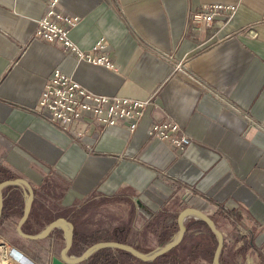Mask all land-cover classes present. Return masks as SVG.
Segmentation results:
<instances>
[{"label": "crops", "instance_id": "0c3cea01", "mask_svg": "<svg viewBox=\"0 0 264 264\" xmlns=\"http://www.w3.org/2000/svg\"><path fill=\"white\" fill-rule=\"evenodd\" d=\"M58 2V13L77 18L70 40L89 53L102 39L105 47L91 54L107 55L114 68L33 39L49 0H0V182L24 179L32 187L23 233L38 235L61 218L74 225L72 246L79 251L69 255L100 241L151 253L174 240L177 215L193 207L223 235L221 256L231 248L246 264H264V0ZM212 4L234 12L225 23L217 16L210 26L190 30L189 12ZM54 69L94 94L155 105L144 109L134 133L126 123L101 131L88 120L63 131L37 114ZM155 121L176 125L172 135L185 137L184 149L149 136ZM54 179L65 187L59 196L49 186ZM26 192L25 186L2 188L0 235L28 240L31 248L18 250L31 264H51L60 255L57 235L64 239L66 231L55 228L40 240L19 236ZM97 200L124 215L116 214L109 228L91 226L87 204ZM184 220V239L167 259L143 262L103 247L86 262L182 264L179 249L192 250L190 240L202 229L192 215ZM220 264L228 261L220 257Z\"/></svg>", "mask_w": 264, "mask_h": 264}, {"label": "built area", "instance_id": "2783aa9c", "mask_svg": "<svg viewBox=\"0 0 264 264\" xmlns=\"http://www.w3.org/2000/svg\"><path fill=\"white\" fill-rule=\"evenodd\" d=\"M58 1L49 0L46 14L36 22L33 39L43 40L46 44L57 47L78 60L101 65L107 69L114 68L112 60L107 55L91 54L92 51L105 47L102 39L94 44L89 53L82 51L70 40L69 29L76 24L77 18L58 13L56 11ZM233 10L232 6L224 7L220 4L203 6L199 10L189 12L188 27L193 32L200 31L210 26L217 16L221 18L220 24L225 23ZM246 34L255 36L250 30ZM41 91L37 102L38 116L59 126L63 131L69 130L72 125L76 128L81 121L88 120L94 125L101 124V131L126 123L127 130L134 133L140 125L144 109L155 105L153 100L139 102L118 96L94 94L71 76L64 75L59 69L52 71ZM175 130L176 125L155 121L146 133L163 142L172 143L177 149L182 150L185 137L172 135ZM0 264H25V262L20 259L17 251L10 250L8 245L0 240Z\"/></svg>", "mask_w": 264, "mask_h": 264}, {"label": "water", "instance_id": "95a60500", "mask_svg": "<svg viewBox=\"0 0 264 264\" xmlns=\"http://www.w3.org/2000/svg\"><path fill=\"white\" fill-rule=\"evenodd\" d=\"M9 185H19V186H25L26 187V196H27V201L24 206V212L20 219L18 220L16 226H17V233L19 236L22 238L26 239H31V240H40L42 238L48 237L50 233L55 229V228H61L66 231L64 235V246L61 248L59 252V256H55L51 259V264H87V258L92 254L97 249L106 247V248H116L119 249L123 252H126L128 254H131L133 257L137 258L140 261H152L159 256L170 252V250L174 249V247L178 246L184 239V233H185V228H184V222H185V217L188 215H192L196 220L202 221L206 224L207 228L209 231L216 235L217 241H216V246L215 250L212 256V264H220V257L222 253V247H223V242L224 238L223 235L220 233L219 230H217L213 220L210 219V217L204 213L203 211L201 212L200 210H197L193 207H187L183 209L176 218L177 221V232L175 234L174 240L171 241L168 244H165L163 246H160L158 249L154 250L151 253H142L136 250L133 246L127 245L124 243H120L117 241H100L99 243L92 244L88 247L85 248L83 252H81L80 255L75 256V255H69L70 248L72 247L73 244V230H74V225L69 221H66L61 218L54 219V221L50 222L47 224V226L40 232L38 235H30L27 233H23L22 231V225L25 223V220L30 214V209L31 205L34 200L33 196V190L30 184L25 181L24 179H8V181H3L0 182V220L3 215L2 207H3V197L1 190L4 187H8Z\"/></svg>", "mask_w": 264, "mask_h": 264}, {"label": "rangeland", "instance_id": "374dc122", "mask_svg": "<svg viewBox=\"0 0 264 264\" xmlns=\"http://www.w3.org/2000/svg\"><path fill=\"white\" fill-rule=\"evenodd\" d=\"M49 186H52L53 188L56 189V190H53V188L51 187L53 190V194L57 195V196H59L60 194H62V192L65 191V187H63L64 185L56 179H54L53 184L52 185L49 184ZM45 202H46V200H45ZM48 202H46V203H48ZM47 205L50 207V205H51L50 202ZM107 205H108L107 202L104 203L103 201H100V200H97L93 203L89 202L87 204L88 209H89L88 214H87L88 219L86 218L87 223H90L92 226L93 224H99V222H103V223H105L107 228H109L110 224H111L110 222L114 221V217L116 216V214L121 215V216L124 215L123 209H121L120 211H117L116 209L110 210L107 207ZM74 215H75V213H72V212L68 213V217H71L72 219H74V221H76L75 220L76 218L74 217ZM197 222H198V225H196V228L199 227L202 229H201V234H199L198 236H193L194 239L191 238V240H190L191 242L194 243V247L192 248L193 251L191 249L187 250L186 248L179 249V251H178V256L180 257L182 264H202V261L204 262V264H212V256H213V253L215 250L214 248L216 246V238H215V236H213V234H211L209 232L208 228H206L204 225H201L199 223L200 222L199 220ZM29 230H28V232H29ZM57 238L60 239V242L58 243V246L55 247L56 254H58L59 249H61L64 246V242H65V239H63L60 234L57 235ZM0 240L4 241L8 245L10 250L14 249L15 251H17L21 255H22V253L19 250L22 251L23 249L25 250V249L31 248V244H30V242H28V240H25V241H18L15 239L9 240L6 236H2V235H0ZM21 243L24 245L20 246ZM70 250L75 251V252L79 251L73 247H71ZM80 252H82V251H80ZM239 252H240L239 250L235 251L231 248H227V250L223 253V255L221 257H224L228 261V264H238V263H236V261H238V260H242L243 263H241V264H246L245 261H243L244 257L242 259H240V257H239L240 253ZM183 254L185 256H183ZM247 255H250V256L252 255L254 258V252L253 251L248 250ZM253 263L254 264H261L260 262H255V261H253Z\"/></svg>", "mask_w": 264, "mask_h": 264}, {"label": "trees", "instance_id": "16d2710c", "mask_svg": "<svg viewBox=\"0 0 264 264\" xmlns=\"http://www.w3.org/2000/svg\"><path fill=\"white\" fill-rule=\"evenodd\" d=\"M199 223H200L201 225H204V226L207 228V226H206V224H205L204 222L200 221ZM208 230H209V229H208ZM74 243H75V242L73 241V244H72V245H74ZM76 245H77V243H76ZM72 247H73V246H72ZM170 252H171V251H170ZM170 252L165 253V254L159 256V258H157V260H159V259H167V258H169Z\"/></svg>", "mask_w": 264, "mask_h": 264}, {"label": "bare ground", "instance_id": "6f19581e", "mask_svg": "<svg viewBox=\"0 0 264 264\" xmlns=\"http://www.w3.org/2000/svg\"><path fill=\"white\" fill-rule=\"evenodd\" d=\"M18 255H19L20 259L23 260L25 263L31 264L30 261L27 258H25V256H23L19 253H18Z\"/></svg>", "mask_w": 264, "mask_h": 264}]
</instances>
